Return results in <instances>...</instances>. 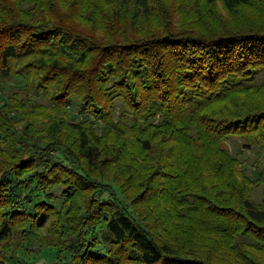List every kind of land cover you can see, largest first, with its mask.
Instances as JSON below:
<instances>
[{"label": "trees", "instance_id": "16d2710c", "mask_svg": "<svg viewBox=\"0 0 264 264\" xmlns=\"http://www.w3.org/2000/svg\"><path fill=\"white\" fill-rule=\"evenodd\" d=\"M6 80L0 264H264V169L224 147L264 149V0H0ZM110 131L150 160L120 183Z\"/></svg>", "mask_w": 264, "mask_h": 264}, {"label": "rangeland", "instance_id": "374dc122", "mask_svg": "<svg viewBox=\"0 0 264 264\" xmlns=\"http://www.w3.org/2000/svg\"><path fill=\"white\" fill-rule=\"evenodd\" d=\"M178 0H173V3H176ZM220 8L222 10H224L221 6ZM176 18L174 20V23L177 22V18L179 17V15L177 13H174V15ZM17 88H22V83L21 81L16 83ZM9 85H10V81L6 80L5 81V87H0L3 90H0V103L4 104L6 102V99H8L10 97V91H9ZM5 88H7L5 90ZM7 91V92H6ZM34 93H30L28 95L25 96H29L30 99L33 98V96H31ZM40 97H38V101L41 103H44V105L51 107L52 104L50 102V100H48L45 95L43 94V92L39 93ZM24 96V97H25ZM32 100V99H31ZM30 103V102H29ZM121 103H118L117 105V109L115 110V115H114V120L115 122L118 123V119H119V115H120V111H121ZM54 110L51 108H48V110H45L41 113V115L39 117H36V121L34 123V128H38V127H42V125L46 122V120H44L46 118V116H52L53 115ZM68 118L75 120V121H86V117L85 116H79L77 114V112H73L71 116H69ZM89 119L93 120L94 122H98V124H103L104 122L101 120L96 119L94 116H90L88 117ZM123 124H128V122H124ZM10 124L8 123H0V158H2V161L5 160H10V149L11 146L13 145L14 141H15V137L16 135H11L10 134ZM103 125L97 126L98 128V132L101 133L102 132V127ZM47 129V126L46 128ZM69 129V128H68ZM17 133L18 135L23 134L24 131V126L21 124L17 127ZM127 135H125V137H120L118 135H116L115 133H113L112 131H110V135L108 137V139L106 140L107 143H109L108 149L110 150V147L112 146V143L115 144H120L127 142L128 144V148H127V153L125 154V156H123L122 158H120L118 161H114V162H105L102 165H100V173L104 175L105 178H107V180L109 181H115V182H121L122 178H120V173H121V169L123 167H125L126 165H128V162L131 159H134V157L136 158L137 162L139 163V165H141L142 163H145L146 161H150L148 159H143L141 155L136 156V153L139 152V145L137 143L136 140H131L129 139L128 136L132 135V132H126ZM243 138L238 137L235 139H230L228 141H224V147L228 150V152L236 157L237 159L240 160L241 162V167L243 168V170L246 173H250L253 172V170L255 169L257 163H259L260 167L262 169H264V149L260 150V148L258 146H255L251 149L244 147L243 145ZM122 155V154H121ZM125 158V159H124ZM4 159V160H3ZM258 161V162H257ZM3 168L0 166V176H2V172H3ZM121 179V180H120ZM155 182H150L151 188L155 185ZM137 187V185H136ZM149 188V187H148ZM147 188V189H148ZM252 196L254 197V199L256 201H260L262 198V188H254L253 192H252ZM154 203H151L150 209L152 210V214H158V209H155L153 206ZM45 252H37L34 257L29 258V260L31 261V264H43V262H45V260L48 259L49 255H51V252H46V256L44 255ZM220 254H224L222 259L223 260H227L230 256V254H228L227 252L225 253H219ZM226 263V262H224ZM1 264H10L9 262H1Z\"/></svg>", "mask_w": 264, "mask_h": 264}]
</instances>
